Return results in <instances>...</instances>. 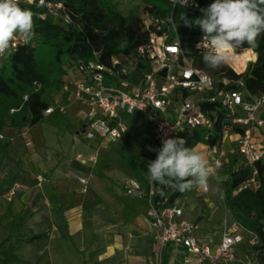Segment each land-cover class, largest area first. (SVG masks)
<instances>
[{
  "label": "built area",
  "instance_id": "1",
  "mask_svg": "<svg viewBox=\"0 0 264 264\" xmlns=\"http://www.w3.org/2000/svg\"><path fill=\"white\" fill-rule=\"evenodd\" d=\"M19 6L36 5L45 10L43 18L49 16L63 21L65 25L73 24L64 4L47 0H18ZM171 6H182L180 0H169ZM192 11L199 8L197 0H189L187 6ZM144 29L149 31V42L137 50L139 58L150 65V71L137 75L136 66L113 58L111 66L94 59L88 63L78 62L75 67L83 79L74 84L72 97L88 106L87 119L89 129L86 138L96 136L106 144L122 140L127 133L124 120L127 117L143 116L155 131L157 148L162 140L180 138L200 132L206 145L213 138L217 126L220 128V144L209 147L210 163L220 172L227 169L234 159L235 170L241 167L251 169L252 178L244 188L259 187V170L257 164H264V118L259 113L264 111V95H251L243 81L223 80L224 86H236L232 89H219L216 80L195 67L193 60L182 50L177 26L171 16L168 23H155L157 31L167 24V31H151L152 20L148 15L142 17ZM11 49L15 52L19 46H25L22 40L14 42ZM202 44V42H201ZM200 44V47H201ZM6 57V56H5ZM0 58V62L5 58ZM36 90L40 89L34 83ZM69 92L70 85L64 86ZM28 100V95L23 96ZM220 103L224 113L204 110L202 103ZM55 112L50 107L46 114ZM60 112L64 108L60 107ZM14 113V111H11ZM28 136V133H24ZM235 137V147L225 149V141ZM8 138L0 132V141ZM11 142L13 139H9ZM27 145H31L28 140ZM86 163L85 160H81ZM38 187L42 180L38 178ZM87 185V180L80 179ZM152 185L151 183H149ZM15 186L9 197L13 198L18 190ZM204 191V190H203ZM204 192H208L204 191ZM130 197L148 199V218L151 229L156 234L160 256L168 248L180 251L182 264H221L236 260L237 250L243 244V229L235 225L221 242L215 245L201 243L198 237L199 227L184 219V211L176 205L156 202L153 191L144 190L137 180H131L126 188ZM264 264V259H263Z\"/></svg>",
  "mask_w": 264,
  "mask_h": 264
},
{
  "label": "trees",
  "instance_id": "2",
  "mask_svg": "<svg viewBox=\"0 0 264 264\" xmlns=\"http://www.w3.org/2000/svg\"><path fill=\"white\" fill-rule=\"evenodd\" d=\"M62 2L73 20L71 27L59 24L60 20L53 17H45V10L36 5L23 6L33 11L35 19V36L25 46H19L11 56H7L0 62V132L6 128L24 129L31 128L39 124L45 117L46 111L51 106V92L57 88L61 77L65 73L66 67H76L78 62L88 63L94 59V53L99 57V62L111 66L113 58L121 62L130 63L136 66L137 73L134 74L135 81L137 75L144 71H150L148 63L143 62L137 50L149 42V31L144 29L143 18L134 14L123 16L120 13L111 11L104 12L101 4L97 0H47ZM162 7H146L144 14L152 20L151 31H157L155 23L169 22L173 20L177 26L178 36L184 53L193 60L196 68L207 74L213 75L215 70L208 68L203 62V55L206 50L200 47L203 32L193 24L192 27L185 25L181 19L183 15L189 21L202 18L201 9H205L214 0H197L199 8L192 11L184 6L173 7L169 0H161ZM167 31V24L163 25L162 33ZM38 44L46 46L55 52V56L45 66L38 59ZM258 47L248 48L244 45L240 48L233 59V65L237 74L231 68L222 72L219 77L212 76L221 89H232L236 86H224L223 80L232 82L243 81L248 92L253 95H264V34L257 40ZM253 51L257 55L255 63L246 65L245 60L239 54L244 51ZM251 51V52H252ZM252 52V53H253ZM247 68V70H246ZM76 69V68H75ZM246 71V72H245ZM244 72V73H243ZM57 77H56V74ZM57 82L55 83V79ZM34 83L40 85L36 90ZM57 84V85H56ZM28 95V100L24 101L23 96ZM204 110L215 111L219 108V115H223L224 110L220 103H202ZM14 111V113H11ZM185 146H197L203 141L200 132L186 135ZM220 128L217 126L215 135L207 145L215 146L220 144ZM9 144L0 141V155L7 153ZM157 151L142 146L138 162L140 171L147 176V165L155 160ZM126 158V157H124ZM128 165L133 168L132 162L127 159ZM237 159L230 162L224 175L227 177L226 184L230 191L227 194V205L231 210H236L240 215L239 224L242 229L253 233L259 241L255 246L257 257L261 264L264 259V164H257L259 170V187L257 189L244 188V184L252 178V171L249 168L241 167L235 170ZM160 185H150L156 202H163L173 205L179 198L187 194L165 188L164 194L160 195ZM2 262L9 264L18 261L16 256L10 251L4 253Z\"/></svg>",
  "mask_w": 264,
  "mask_h": 264
},
{
  "label": "crops",
  "instance_id": "3",
  "mask_svg": "<svg viewBox=\"0 0 264 264\" xmlns=\"http://www.w3.org/2000/svg\"><path fill=\"white\" fill-rule=\"evenodd\" d=\"M82 79V74L74 67H66L49 99L55 112L45 114L34 127L3 131L8 138L5 142L9 144L6 155L19 158L21 173L29 180H23L28 191L31 188L26 195L28 198L36 196L38 190L33 189H38V178L42 180L38 202L46 207L48 227L40 239L44 241L45 253L40 264H154L157 244L149 233L148 199L127 195V185L136 180L134 172L127 157L113 150V145L126 135L111 144H106L99 136L86 138L89 108L72 97L74 84ZM66 84L70 85L69 92H64ZM60 107L64 112H60ZM259 115L264 118V111ZM28 140L31 145H27ZM234 140L232 136L225 141L226 150L235 147ZM203 151L207 152L210 162L211 153L206 144ZM18 152L25 156L19 157ZM80 179L87 180V185ZM181 198L173 205L181 208L184 219L188 220L184 208L178 204ZM37 215L35 213L34 217ZM41 233L34 232V235ZM198 237L201 243L215 245L202 241L199 230ZM242 247L243 244L237 253ZM177 252L182 264V254ZM1 263L4 264L2 257Z\"/></svg>",
  "mask_w": 264,
  "mask_h": 264
},
{
  "label": "rangeland",
  "instance_id": "4",
  "mask_svg": "<svg viewBox=\"0 0 264 264\" xmlns=\"http://www.w3.org/2000/svg\"><path fill=\"white\" fill-rule=\"evenodd\" d=\"M97 1L101 4L105 13L114 11L123 16L134 14L138 17H143L145 16L144 10L146 7L163 6L161 0ZM23 6L29 5L23 4L21 7L23 8ZM59 24L64 27L67 26L63 21H59ZM69 26L71 27V25ZM201 48L206 50L203 42ZM36 50L38 59L45 66L55 56V52L52 49L41 46L40 44H38ZM251 51H244L239 54L240 58L245 60L247 67L257 60V55ZM232 64L235 65V59H232L226 66L215 70L213 74L214 77H219L222 72L227 71L229 68L236 72ZM236 73L242 74L239 72ZM56 77H53L55 83L57 82ZM59 84L60 82L58 85ZM124 123L127 128L126 137L121 142L113 145V150L117 155H125L127 159L132 162L134 177L141 184L142 188L146 190L149 182L147 176L140 171L137 159L142 146L152 151L158 150L155 141V131L149 126L147 119L143 116L127 117ZM203 145H205V143L201 142L196 148L203 151ZM22 153L23 152H18V156L21 158L24 155ZM204 153L207 157V152ZM13 164L17 165V167ZM21 166L22 162L17 156L13 154L0 155V258L5 256L4 253L10 251L11 255L18 258V261L11 262L10 264H40V261H43L45 257L44 241L40 239L44 236V231L48 227V220L45 217L46 207L38 202L41 191L40 187H37L38 189H33L39 192L36 193L34 198H28V196H26L31 188L28 191V186L23 184V180H29L21 173ZM10 168L13 170L10 171ZM219 174L225 177L224 172L221 171ZM209 185L208 192L195 188L188 191L187 195L181 198L178 204L184 208L188 220L194 221L195 224L200 227L199 235L201 240L210 244H216L220 242L235 225L240 229H242V226L239 224V213L236 210H231L227 205L226 197L230 188L226 184V181L224 180L218 183L216 180L212 179L209 181ZM15 186L19 188L17 187L18 190L15 196L10 198L8 194ZM142 199L144 200L146 198ZM35 213L38 214L36 217H34ZM147 219L149 220L148 215ZM34 232L42 233L34 235ZM149 233L155 244H157L155 232L151 229ZM38 237L39 239H36ZM243 239V247L239 249L236 260L232 264H261L255 249V246L259 245L256 236L245 230L243 231ZM154 258V264H181V255H179L177 250L175 251L171 248L165 250L162 256H160L157 247V253H155Z\"/></svg>",
  "mask_w": 264,
  "mask_h": 264
},
{
  "label": "clouds",
  "instance_id": "5",
  "mask_svg": "<svg viewBox=\"0 0 264 264\" xmlns=\"http://www.w3.org/2000/svg\"><path fill=\"white\" fill-rule=\"evenodd\" d=\"M175 3L176 0H173ZM187 6L189 0H180ZM203 16L189 21L181 16L188 27L193 24L202 32L206 51L202 57L205 65L213 70L226 66L236 52L247 45L258 47L257 40L264 34V0H214L201 9ZM34 13L19 6L18 0H0V58L11 56L16 40L27 45L35 36ZM180 138L162 140L155 160L147 165V179L153 185L181 193L192 189H209V181L218 183L227 177L221 176L208 161L205 153L195 146L186 147Z\"/></svg>",
  "mask_w": 264,
  "mask_h": 264
}]
</instances>
